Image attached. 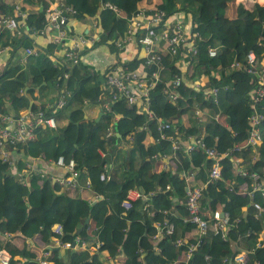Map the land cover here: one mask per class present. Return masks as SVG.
Listing matches in <instances>:
<instances>
[{
  "label": "trees",
  "instance_id": "obj_1",
  "mask_svg": "<svg viewBox=\"0 0 264 264\" xmlns=\"http://www.w3.org/2000/svg\"><path fill=\"white\" fill-rule=\"evenodd\" d=\"M14 1H19L23 10L35 3L0 0V16L11 13ZM37 1L42 6L46 4V0ZM63 1L74 7L72 18L95 23L97 31L90 48L105 45L117 54L119 50L113 40L122 37L126 19L104 4L115 6L127 17L150 0ZM157 1L155 8L167 14L188 16L190 30L197 32L200 40L195 42V53L184 57L188 68L184 80L175 89L178 97L174 101H168L162 89L175 74H181L176 63L178 54H170L160 44L159 59L152 64L143 66L135 59L123 62L126 70L137 69L139 64L147 76L153 71L158 74L146 105L152 113L151 119L145 111L137 110L123 99L111 98L104 76L112 64L102 76L80 60L76 64L66 59L54 63L52 48L46 47L37 50L36 55L26 56L23 66L10 60L0 70V112L16 117L24 109L42 110L56 124L53 129L36 127L32 139L4 145L8 158L6 161L0 158V248L10 255L8 264H38L29 245L33 242L37 246H49L50 227L54 223L61 226V238L70 247L59 253L49 246L51 264H105L100 258L103 251L111 259L122 257L119 264H231L233 255L240 250L245 251L243 264H264V246L258 239V234L264 231V201L261 191L248 185L247 175L254 172L264 178V104L253 105L250 101L249 92L256 85L254 76L242 66L229 67L232 61L243 63L242 58L249 51L255 54L256 68L260 67L259 61L264 63V3H253L246 9L234 0ZM25 11L23 23L28 30L18 24L20 36L14 40L15 32L0 28V48L15 49L25 41L27 31H39L44 25L43 10ZM208 48L215 50L214 56L207 54ZM201 77L205 82L200 84ZM211 87L216 88V93L213 98H206L204 91ZM61 89L68 95L64 105L55 109ZM88 103L99 104L97 119L87 115ZM196 110L203 117L201 123ZM252 111L261 115L258 124L261 142L230 150L245 140L247 116ZM215 115L221 121L214 120ZM159 120L170 123L163 134L177 141L179 147L175 150L167 138L158 137ZM192 137H201L205 146L227 153L218 161V179H208L211 159L194 145ZM186 142L193 144L187 152ZM153 154L171 156L168 168L154 172ZM58 156L74 161V168L79 171L78 182L89 183L92 200L84 198L83 192L68 194L47 174L40 177L30 170L25 182L13 174V170L23 171L28 160L52 164ZM241 170L246 174L241 175ZM182 173H191L187 182L190 187H202L200 209L204 218L210 222L215 210L225 212L228 217L225 235L208 227L187 259L184 253L188 243H195L194 236L175 244L177 238L193 228L183 220L187 212ZM100 174L104 175L102 180ZM242 183H247L243 194L237 192ZM130 189L146 197L130 201V207L124 209L121 201ZM253 203L263 208L258 215ZM163 221L172 225V231L157 235L154 224ZM5 232L10 236H5ZM155 234L157 237L153 239ZM76 238L86 242L83 249L76 246ZM95 241L98 248L90 252L89 246Z\"/></svg>",
  "mask_w": 264,
  "mask_h": 264
},
{
  "label": "built area",
  "instance_id": "obj_2",
  "mask_svg": "<svg viewBox=\"0 0 264 264\" xmlns=\"http://www.w3.org/2000/svg\"><path fill=\"white\" fill-rule=\"evenodd\" d=\"M36 2L37 0H32ZM255 0H251L253 4ZM104 6L111 8L115 14L126 19V28L120 39L113 40V44L119 51L125 50L126 46L129 44H136L143 52L142 60L143 66L152 64L155 60L159 59V49L161 46L170 54H178L177 66L181 70V74H175L170 78L162 89L163 96L168 101H174L178 95L175 91L176 87L181 83L183 74H186V69L188 68V63L184 60V57L190 53H195L196 46L195 42L200 40V35L197 32H191L190 22L186 23L185 17L179 13L167 14L161 9L152 8L149 10H144L141 8L134 15L125 16V14L117 9L115 6L105 3ZM75 9L69 4H66L63 0H46V7L44 9L45 24L46 22L51 27L53 34L51 37V43L53 45H59L64 40L70 41L69 46L64 51V59L70 61L71 64H76L80 59L81 50L86 49L88 46L92 45L95 41V36L92 34L87 35H74L70 34L67 28V19L75 14ZM26 17V11L20 9L19 1H15L11 8V13L9 15L0 16V28L9 30L10 32L19 33L18 24L28 30L23 23ZM92 26L95 23L92 22ZM7 47L0 48V54L5 52ZM37 49L33 47H24L23 56L21 60L25 59L28 55H36ZM207 54L209 56L215 55V50L213 48L207 49ZM243 63L238 61H232L229 65L230 68H239L242 66L244 70L254 76L255 86L249 92V97L251 103L254 105L256 103L264 104V63L259 61V68H256V57L252 51L247 52L243 58ZM111 67L106 71L104 76V85L111 92V98L113 100L123 99L127 104L134 105L137 110L145 111L147 118L151 119L152 113L146 109L148 93L154 86L158 74L156 71L150 73L149 76L143 70H126L123 65V60L119 57L114 58L111 63ZM206 98L214 97L216 93V88L211 87L210 89L204 91ZM67 91L61 89L56 97L54 103L55 109H60L67 98ZM197 115V120L199 121L201 112L199 110L195 111ZM216 121H221L219 115L213 116ZM261 115L252 111L247 116V136L242 143L234 144L230 150H238L246 145H258L261 142L260 131L258 128ZM56 124L51 116L45 117L42 110H30L24 109L18 113L16 117H12L8 114L0 112V158L6 161L8 158V151L4 149L5 144H13L15 142H24L25 140L32 139L34 137V129L36 127H47L55 128ZM170 128V123L166 121H158L156 130L158 132V137L163 139L167 138L170 141L171 149L175 150L179 147L177 141L171 136H164L163 131ZM191 139V138H190ZM192 141L197 148H201L205 156L211 159V164L209 166L207 176L209 180H216L220 177V167L218 161L225 155V153H220L214 150L212 147L205 146L202 142L201 137H192ZM193 148V144L189 142L185 143V152ZM151 158L154 160L160 158L165 160L163 169L168 168L167 158L171 156L166 154L156 155L153 154ZM39 161V160H38ZM234 162H237L234 160ZM75 164L72 159L65 161L62 156H58L55 161L50 164L49 162H43L42 164L36 161V159L28 160L24 163V170L16 171L13 170V174L20 180L25 182L26 173L30 170H34L40 177H44L46 174L51 179L52 182L60 185L64 190L70 195H75L81 193L83 190H89V183L86 181L83 184H79L78 175L79 171L74 168ZM52 167V168H50ZM13 169V167H11ZM48 170H50L48 172ZM60 170V172L58 171ZM241 175H245L246 172L241 170ZM251 182V187L256 190L261 191V201H264V178L260 177L257 173L250 172L247 174ZM184 181V191H185V209L187 215L183 218L184 221H188L192 224L194 230L195 243H188L187 250L184 253V258H188L194 248L200 243V237L203 236L208 227L212 229L213 232H219L221 236L225 235L226 228L228 225V217L225 212L214 211L210 216V222L208 218H204L201 213L200 207V196L202 187L195 186L190 187L187 184L188 179L192 176L191 173L181 174ZM104 178L103 174L99 175V180ZM167 188V186H166ZM148 196V195H147ZM139 197H146L141 195L137 190H128L124 199L121 201V206L124 209L130 207V201L135 200ZM253 208L256 209L257 215L263 211L260 204L253 203ZM157 229V235L163 231L165 234H170L172 231V225L163 221L161 224H154ZM50 247H54L57 250L66 249L70 247V243L64 241L61 238L62 230L58 223H54L50 227ZM154 235V239L157 235ZM5 236H10L9 233L5 232ZM76 246L78 248H84L86 242L84 240L74 239ZM187 241V238L181 237L175 240V244L179 245ZM26 242L31 243L32 240H27ZM260 242V241H259ZM257 245H261L257 243ZM35 252L34 259L38 264H51L48 257L49 252L47 247L37 248L32 242L29 245ZM98 248V243L89 246V250H96ZM37 250V251H36ZM245 251H238L233 255L231 259V264H243ZM10 255L4 249L0 248V264H8Z\"/></svg>",
  "mask_w": 264,
  "mask_h": 264
},
{
  "label": "crops",
  "instance_id": "obj_3",
  "mask_svg": "<svg viewBox=\"0 0 264 264\" xmlns=\"http://www.w3.org/2000/svg\"><path fill=\"white\" fill-rule=\"evenodd\" d=\"M257 4L262 5L264 3V0H255ZM15 2V1H14ZM158 2L157 0H150L145 2L144 6L142 7L144 10H149L152 8H155V4ZM235 4H241L244 8L246 9H250L251 8V0H234ZM45 5V6H44ZM44 5L42 6V3H40L39 1L35 2L34 4L31 5H26L25 10H27L28 12H30L33 9H37L38 11H40V6H42L41 10H43L44 13V9L46 7V4L44 3ZM233 14H230V16H232ZM186 23L188 22V16L185 17L184 20ZM92 22L93 20H87V19H83V20H78L76 18H72L69 17L67 19V28L70 31V34H74V35H87V34H92L95 36L96 34V28L95 26H92ZM53 31L51 29V27L49 26V24L46 22V24L44 23V25L39 29V31L33 32V31H27L26 32V39L25 41L22 42V45H18L15 49H13V46L9 47V49L3 53L0 54V70L3 69V67L6 65L7 61H13L15 65H22L23 60H21L23 56V49L24 47H33L37 50L40 49H44L46 47H50L52 48V53H51V59L54 63L58 62L59 60H64V51L65 49L69 46L70 41L68 40H64L62 41L61 44L59 45H53V43H51V37H52ZM13 35V34H12ZM20 36V33H15V35L12 36V38L14 40H17ZM91 46V45H90ZM90 46L87 47V49H82L81 53H80V62L83 65H86L88 67H90L91 69H93L96 73H98L99 75H102L105 73V68L110 65L114 58L119 57L123 60V62L126 61H130L132 59L135 60H142V56H143V52L142 50L139 48V46H137L136 44H129L128 46H126L125 50L123 51H118L117 54L111 53L109 51V49L107 48V46L105 45H96L92 48H90ZM139 67H141L138 64V67L136 70H141L143 71V68L139 69ZM205 82V78L201 77L200 78V84ZM43 98V97H42ZM41 98V99H42ZM40 100V102H42ZM38 101H35V103H38ZM99 104L98 103H88L87 104V115H92L95 116L97 119L99 117ZM203 117L200 116V123L202 122ZM161 121V120H159ZM182 121L185 124L186 123V118L185 116L182 117ZM158 122V121H157ZM60 123H63V121H60ZM151 139V138H150ZM153 140V139H151ZM149 139H146V142L148 143ZM153 160V159H152ZM167 160V164H169V160L170 158L166 159ZM39 164H42V161H38ZM165 163V160L160 159V158H156L153 160L152 163V167H153V171L154 172H159L163 169V165ZM52 168V167H50ZM84 170V169H83ZM60 172V170H58ZM263 175H264V169H263ZM247 183H242L238 186L237 188V192L243 194L244 192H246ZM251 186V182L248 184ZM134 190V189H132ZM136 190V189H135ZM83 192V193H82ZM82 196L86 199H93V195L92 193L90 194L88 190H83ZM216 211H220V210H216ZM227 229V228H226ZM194 235V230L190 229L189 231L184 233V237L189 239ZM258 239L261 241V244L264 246V231H261L258 234ZM16 243H21V240H16ZM35 247L37 248H42L43 246H37L35 245ZM32 248V247H31ZM82 249V248H79ZM31 250V249H30ZM62 250L64 249H59V253L62 252ZM37 251V250H36ZM90 252H93V249H90ZM243 252V250H242ZM100 258L101 260L105 263V264H119L122 260V257H115V258H109L108 255L106 254V252H101L100 253Z\"/></svg>",
  "mask_w": 264,
  "mask_h": 264
},
{
  "label": "water",
  "instance_id": "obj_4",
  "mask_svg": "<svg viewBox=\"0 0 264 264\" xmlns=\"http://www.w3.org/2000/svg\"><path fill=\"white\" fill-rule=\"evenodd\" d=\"M41 8H42V6H40V10H41ZM74 237H75V235H74ZM47 248H49V247H47Z\"/></svg>",
  "mask_w": 264,
  "mask_h": 264
},
{
  "label": "clouds",
  "instance_id": "obj_5",
  "mask_svg": "<svg viewBox=\"0 0 264 264\" xmlns=\"http://www.w3.org/2000/svg\"><path fill=\"white\" fill-rule=\"evenodd\" d=\"M254 3H256V2H254Z\"/></svg>",
  "mask_w": 264,
  "mask_h": 264
}]
</instances>
